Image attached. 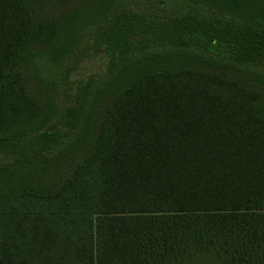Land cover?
<instances>
[{
    "label": "trees",
    "instance_id": "obj_1",
    "mask_svg": "<svg viewBox=\"0 0 264 264\" xmlns=\"http://www.w3.org/2000/svg\"><path fill=\"white\" fill-rule=\"evenodd\" d=\"M35 1L0 0V155L54 162L0 175V264H264V0ZM70 54L44 108L24 69Z\"/></svg>",
    "mask_w": 264,
    "mask_h": 264
},
{
    "label": "rangeland",
    "instance_id": "obj_2",
    "mask_svg": "<svg viewBox=\"0 0 264 264\" xmlns=\"http://www.w3.org/2000/svg\"><path fill=\"white\" fill-rule=\"evenodd\" d=\"M37 1V0H36ZM35 1V5L37 8L42 9L45 11L47 15L52 16L53 18H56L58 16V13L61 11L60 6H52L50 8H45L44 3L41 0ZM121 6H118L119 8H125V9H130V10H139L141 8L147 9V8H155L156 6H161L164 4L158 3L159 0H120L119 1ZM169 2V8L171 9H179L183 8V4L181 0H168ZM173 2V3H172ZM176 4V6H175ZM41 5V7H40ZM73 3L69 2L65 4V7L63 8L62 11L69 10L73 8ZM98 25V24H97ZM96 24L91 25L89 24L86 29H84L83 32V39L81 41L80 46H87L90 41L92 40V36L95 33L97 26ZM143 54V53H141ZM141 54L139 52L137 53H130L127 58H140ZM198 54V53H197ZM196 57V56H194ZM76 55H69L66 57V59L61 62V63H54L50 61L47 57H39L37 58V74L35 75L34 79H31V73L28 72V70L25 68L24 73L27 81V88L29 93L39 102L44 108H47L49 100H51L55 106L58 108V112L61 111L62 107L65 106V95L66 92L68 91L69 87L67 84V81L65 79V76L70 68L75 64V59ZM89 58V56L87 57ZM92 58H96V60L101 61L102 55L101 54H93ZM199 58V57H197ZM99 61H89L85 65L87 68H89V73L88 75L92 74V72H101L102 70H105L107 67V64H103L102 62ZM198 66L203 67L202 62L197 63ZM205 68V66H204ZM210 69L211 72H222L221 69H219L216 66L213 65H208L207 67ZM226 74H230L231 77L233 78H240L242 80H245V74L242 73L240 70H226ZM49 99V100H48ZM112 98L110 96H107L106 98L102 99V101L99 102L100 104V111L99 117L97 120H102V113L104 109L111 104ZM18 147H13V149H17ZM28 150H31L28 148ZM31 156L29 160L27 161L28 163L23 165V166H17L14 165L13 163H10L8 161V155H0V175L3 173H13V172H21L22 170L29 168L33 166L34 168L38 166H42V171L39 174V177H42L44 182L49 183L51 180V175L48 172V169L51 170V167L48 168V163L49 162H54L51 160L50 155L47 153H30ZM53 157V156H52ZM63 167H58L59 173H56L53 175L52 180L56 181H63L62 174L67 171V164L66 161H62ZM51 165V164H50ZM208 260L202 262L201 264H211L210 262H207ZM207 262V263H206ZM171 262H164L163 264H170Z\"/></svg>",
    "mask_w": 264,
    "mask_h": 264
}]
</instances>
